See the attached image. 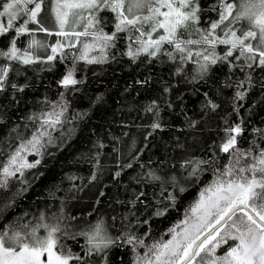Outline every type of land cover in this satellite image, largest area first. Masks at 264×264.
<instances>
[{
  "label": "snow or ice",
  "instance_id": "1",
  "mask_svg": "<svg viewBox=\"0 0 264 264\" xmlns=\"http://www.w3.org/2000/svg\"><path fill=\"white\" fill-rule=\"evenodd\" d=\"M43 3L44 0H0V17H6L5 22H0V36L15 33L6 47H0V60L4 61L0 63V93L9 88L13 92H23L27 86L10 81V73L18 74L14 65L50 63L58 54L63 58L64 45L59 41L51 47L46 60L31 51L38 45L35 39L27 48L17 47L21 36L34 31L48 32L40 17ZM105 11L114 14V31L110 34L104 33L102 28L97 29L102 19L99 13ZM206 12H215L217 18H205ZM53 13L59 28L56 35L77 39L93 37V42L83 44L80 55L75 57L88 64L107 62L106 49L115 47V42L123 39L127 41L123 55L133 62L140 56L150 61L167 57L173 63L177 60L191 62L196 65L192 80L197 82L217 64L227 67L230 73L237 69L245 72V78L235 85L238 90L233 112L238 122L224 121V135L212 146L209 159L188 158L179 164L186 176L178 178L149 170L136 178L138 184L159 185L162 199L157 203L161 206L153 215L164 216L169 209L175 208L177 199L168 192L169 185L174 192L183 193L186 191L184 183L199 182L203 172L211 171L212 179L203 186L184 217L164 233L169 239H163L162 235L160 240L148 242L150 229L137 235V225H141L139 219L135 223L129 221L124 225L125 230L117 234L109 231L103 218L89 225L87 230L73 231L65 220L75 217H65L61 209L60 214L54 213L52 217L41 212L35 222H24V217L20 216L0 225V264H107L113 249L124 248L133 256L131 264H264V128H252L249 135L253 138L247 140V147H244L241 140L248 129L240 117L239 108L243 104L236 106V102L243 101L258 83L264 89V78L254 81L250 71H246L260 69L264 72V0H240L239 6L235 0H211L207 6L202 0H56ZM241 21H246V26L234 28ZM81 26L82 30L77 31ZM118 33L125 35L121 37ZM100 41L102 55L90 57L89 53ZM219 45L225 46L220 53L216 51ZM180 71L183 69L178 67L177 72ZM82 83L83 80L76 78L74 68L67 70L59 81L65 90L71 88L72 91H78L76 86ZM138 83H147V80ZM204 95L207 98L209 94L205 92ZM60 96L63 98L64 93ZM45 103L47 109L42 107L28 117L36 129L30 138L21 136L18 125L12 129L20 143L6 160L0 161V190L8 189L9 181L16 178L17 173L23 177L25 169L35 168L40 160L29 162L26 156L42 155L41 149L46 143L54 142L52 131L69 123L65 116L66 102ZM155 105L153 101L147 111L153 112ZM207 105L212 110L218 107L211 99L207 100ZM158 114V109L153 112L154 116ZM150 126L153 130L162 127L155 120ZM0 155H4L2 145ZM126 167H132L131 163ZM15 195L18 192L7 197V203L0 204V221H3L5 210L13 207ZM143 197L146 193L141 191L128 201L130 211L137 202H144ZM132 215L135 216V212ZM142 223L148 224V220ZM79 236L85 238V244L81 252H75L66 241Z\"/></svg>",
  "mask_w": 264,
  "mask_h": 264
},
{
  "label": "trees",
  "instance_id": "2",
  "mask_svg": "<svg viewBox=\"0 0 264 264\" xmlns=\"http://www.w3.org/2000/svg\"><path fill=\"white\" fill-rule=\"evenodd\" d=\"M235 2L239 6L238 0ZM55 3V0H44L40 13L48 32L34 31L21 36L17 47L27 48L35 39L38 45L31 51L46 60L51 54V47L59 41L64 45L63 58L58 54L50 63L14 65L18 74L10 73V81L27 86L23 92H13L9 88L7 92L0 93V145L4 148L0 161L6 160L20 143L15 138L13 128L18 125V132L23 138L31 137L36 129L28 117L38 113L42 107L47 109L45 101L52 104L66 102L65 116L69 123L52 131L54 142L46 143L41 149L42 155L26 156L29 162L40 160L35 168L25 169L23 177L17 173V177L9 181L8 189L0 190V197L5 198L0 199V204L7 203L6 198L18 192L13 207L5 210L0 225L20 216L24 217V222H35L41 212L52 217L54 213L60 214L62 209L65 217H75L70 221L65 220L73 231L87 230L89 225L103 218L109 231L117 234L125 230L124 225L129 221L135 223L139 219L142 226L137 225V235L150 229L148 242L160 240L162 235L167 240L169 236L164 233L184 217L203 186L212 179V173L205 171L199 182L184 183L186 191L183 193L174 192L169 185L168 192L176 195L177 199L175 208L169 209L164 216L153 215L161 206L157 203L162 199L159 185L138 184L136 178L149 170L180 178L187 175L179 167L185 159H209L212 146L219 143L224 135V121L238 122L233 112V101L238 90L235 85L245 78L246 73L238 69L230 73L227 67L217 64L203 80L197 82L192 80L196 65L191 62L177 60L173 63L167 57L150 61L145 56L133 62L123 55L127 47V41L123 39H118L115 47L106 49L107 62L88 64L76 60L83 44L92 43L93 39L90 36L77 39L74 36L56 35ZM202 3L207 6L211 0H202ZM99 16L102 19L97 29L102 28L104 33L109 34L113 32L114 14L105 11ZM204 16L217 18L215 12H206ZM5 21L6 17H0V22ZM246 23H236L234 28L239 29ZM81 30L82 26L77 31ZM14 35V32H9L7 37L0 36V47H6ZM117 35L122 37L125 34ZM101 43L97 42V47L89 53L90 57L102 55L99 48ZM224 47L219 45L216 51L220 53ZM0 63L4 61L0 60ZM178 67L183 71L177 72ZM73 68L76 78L84 81L76 86L78 91L71 88L65 90L59 84L67 70ZM246 71H250L254 81L259 82L264 78V72L260 69ZM145 80L147 83H138ZM229 84L233 86L229 87ZM205 92L209 94L207 98ZM61 93H64L63 98ZM208 99L218 105L215 110L207 105ZM153 101L156 102L153 112L158 109V116L147 111ZM240 104H243L239 108L240 117L248 129L241 144L247 147V140L253 138L249 135L252 128H264V89L259 83L243 101L236 102L237 107ZM154 120L162 125L160 129L151 128ZM256 139L259 142V137ZM129 163L132 165L130 168L126 167ZM220 163L223 164L224 160L221 159ZM93 175L95 179H92ZM141 191L146 193V197L141 198L144 202H137L130 211L128 201ZM132 212H135V216ZM144 220H148V224H143ZM66 243L73 251L81 252L85 238L79 236ZM132 259L127 248L113 249L108 255L107 264H131Z\"/></svg>",
  "mask_w": 264,
  "mask_h": 264
},
{
  "label": "rangeland",
  "instance_id": "3",
  "mask_svg": "<svg viewBox=\"0 0 264 264\" xmlns=\"http://www.w3.org/2000/svg\"><path fill=\"white\" fill-rule=\"evenodd\" d=\"M56 1V0H55ZM238 2H240V0H238ZM56 4V3H55ZM54 30L57 32V31H59V28H58V26L55 24V18H54ZM67 30V29H66ZM76 30H78V28L76 29ZM89 38H92L93 39V37L92 36H90Z\"/></svg>",
  "mask_w": 264,
  "mask_h": 264
}]
</instances>
